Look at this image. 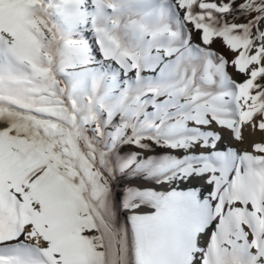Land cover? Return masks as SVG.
<instances>
[{"label":"bare ground","instance_id":"1","mask_svg":"<svg viewBox=\"0 0 264 264\" xmlns=\"http://www.w3.org/2000/svg\"><path fill=\"white\" fill-rule=\"evenodd\" d=\"M245 2L249 8L243 10L250 20L254 15L251 9V0H245ZM45 3L48 6L46 17L55 27L58 36L66 42L77 45L81 51V58L78 65L74 66V70L64 77L58 76L60 78L59 86L63 87L67 83L68 91L65 93V100L72 102L69 106L73 108L77 117L90 115L94 117L89 121L88 128L85 129L83 135L85 145H90L88 151L93 153L96 170L101 169L102 164L97 153L99 149L97 150L98 147L96 148L93 142L100 141L101 143L102 140H107L112 128L115 132L119 131V141L125 140L131 135L152 133L154 137L151 142H156L162 141L165 135L163 122L169 123V119L171 121L173 118L172 124L174 123L175 127L181 125V118L176 115L182 114L197 97L193 91L196 83L195 75L188 80L183 77H175L172 80L167 72L164 74L160 72V67L144 66L141 68L136 65L137 69L125 68L111 56L117 57L113 47L115 43L107 44L110 37L107 36L105 26L101 21L102 7L106 4L108 8H112L103 0H74L71 17L65 14L62 0H45ZM238 9L241 10L239 7ZM232 30L222 28L217 32L224 35L230 48L236 50L239 48L237 46H239L244 32ZM256 39L257 42H261L258 37ZM261 44L264 49V43L261 42ZM201 45L202 42L199 41L194 47L198 48ZM23 47L28 53H31L33 50L38 51L40 45L31 37L24 35ZM212 47L217 52V56L215 59L208 58L204 66L199 63L203 67L198 72H211L212 70L228 72L230 74L228 81L233 83L240 78L232 71L233 66H244L243 69L238 68V70L248 78L252 77L255 69L260 70L259 77L255 75L257 87L247 94L249 100L247 104H243L241 107L243 109L235 108L236 115L241 112L238 114L241 116L239 120L226 115L224 119L221 117L220 119L204 113L202 119H198L193 125H190L204 133L190 135L186 139L179 140L174 160L180 163V167L169 171L167 175L165 174L158 187L149 185L155 200L157 196L162 198L160 201L163 200L164 205L161 206L154 200L149 207L150 215L140 218L139 228L134 229L133 226L127 224L116 208L115 235H113L114 238H108L106 243L111 245L110 249H106L109 252L111 264H190L192 253L203 250L197 247V234L202 233L214 218L219 225L222 216L220 214L223 212L225 217H231V224L235 226L233 230L230 229L225 234L224 249L236 252L235 248L240 250L242 245L245 247L249 238L255 240L260 245V249L247 248V253L254 255L256 253L257 255L264 249V163H260L264 157L257 155L261 150H264V84L259 83L260 79L264 78V56L248 58L241 63H238L234 58L229 65L227 59L218 51L220 49L219 42ZM16 48L17 45L0 40V57L5 64V71L0 73V101L4 102L5 108L12 105H20L22 109L44 107L42 101L46 98L42 93L49 87L46 75L48 65L44 64L40 58H36L31 64L26 65L24 58L14 55ZM108 49L110 53H107ZM45 51H48L47 47H45ZM10 58L14 62L9 68ZM127 59L131 60L130 57ZM180 66H185V62L181 61ZM36 80L43 82L42 89L37 87L41 90L16 93L15 90L18 91L20 87L24 89L26 85H30L32 81ZM228 81H224V83H228ZM37 93H41V95H37ZM228 93L224 92V94ZM60 114L66 119L76 118L72 117L71 112H61ZM119 120H122L123 125L117 124ZM97 125L100 129L99 132L96 130ZM183 125L187 127L189 122L184 121ZM250 145H254L255 151H248ZM185 146L187 147L185 148ZM241 150H244V155L238 154ZM75 154L74 151L73 155ZM210 177H212L213 183ZM213 191L218 200L216 204H213L210 199ZM189 193L194 194L195 205L202 209L197 215L199 216V229L194 228L193 231H188L184 224L183 231L185 229L186 231L182 233L181 225L173 226L177 225V221L180 222L177 217L173 216V212L168 213L162 220L158 218L157 213L166 205L173 204L174 196L180 198L182 206H179L180 212L186 213L185 207ZM224 193H226V197H224ZM222 197H224L223 200ZM33 198L38 199L35 194H33ZM251 201L252 208L250 207ZM26 213H34L27 204L19 209V219ZM44 213L46 216L48 215L47 218H50L49 216L55 215L57 212L53 213L46 209ZM23 227L24 225L16 228L11 234L0 236V240H10V237L18 234ZM33 228L24 246H17L16 242L0 245V257L7 261L4 264H39L38 261L42 258L40 248L47 239L41 235L38 229ZM43 230L44 233L45 229L43 228ZM217 232L218 227L215 230V233ZM217 241L219 240L217 239ZM183 245L187 246V249L184 248L185 251L182 250ZM210 251V246H208L203 252L204 264H209ZM43 255L45 256V254ZM43 259L45 258L43 257ZM245 262L251 264L250 262L253 260L246 257L243 263Z\"/></svg>","mask_w":264,"mask_h":264},{"label":"rangeland","instance_id":"2","mask_svg":"<svg viewBox=\"0 0 264 264\" xmlns=\"http://www.w3.org/2000/svg\"><path fill=\"white\" fill-rule=\"evenodd\" d=\"M103 1L108 3L112 8H108L106 4L102 7L103 16L101 21L104 24L103 26H105L107 36L110 37L107 44L111 45L115 43L113 47L115 48L117 58L127 66L134 64L141 66V68H144V66L160 67V72L163 74L167 72V75L172 80L175 77H183L188 80L195 75L196 83L194 84L193 91L197 95L189 108L182 114L176 115V117L181 118V125L175 127V124H172L173 118L171 121L169 119V123L163 122L162 126L165 135L162 141L151 142V139L154 137L152 133L131 135L127 139L119 141V131L115 132L112 128L113 130L111 129V132H109L107 140H102L101 143L100 141L93 142V145L96 148L98 147L97 150L99 149L97 153L102 164V168L97 170L102 174V183L99 186L101 195L96 204V215L104 229L103 234L106 244L108 238H114L113 235H115L116 208L120 211L119 213L123 219H125L124 221L131 227L133 226L134 229L140 227L142 218L150 215L149 207L155 198L149 185H157L158 187L165 174L167 175L169 171L180 167V163L175 161L174 157L181 138L186 139L190 135H202L204 133L198 131L197 127L190 125H193L198 119H202V114L204 113L218 118L221 117L222 119H224L225 115L227 117H235L236 120L241 118L238 115L241 112L236 115L235 111L236 109H243L241 108L243 104L248 103L249 98H247V94L254 91L255 87H257L256 78L259 77L258 72L260 70L257 71L255 69L252 77L250 76L243 83H238L242 80L240 79L242 78L241 76L233 83L229 82L228 78L230 74L228 72H216L215 70L211 72L198 71L206 64L208 58L215 59L217 56V52L214 51L212 46H209V42L222 28H229L231 30L234 28L236 31L244 32L243 38H241L239 46H237L239 48H236L238 55L235 58L238 63L248 58L263 57L264 49H262L263 44L261 42L264 43V11L257 13L255 8L251 7L254 15H258L259 18L249 20L244 10H239L238 6H234L231 13L217 19V15H220L218 13H226L228 5L223 0H199V3L206 10L203 15L207 16L208 12H212L213 17L210 21L199 20L197 22L201 14L194 7L195 0ZM177 3L181 7L187 6L189 13L181 16ZM230 3L231 0H229ZM260 7L262 6L257 3L256 8ZM189 20L197 28L203 29V42L198 48L194 47L199 41L192 36V26L187 23ZM218 24L219 26H217ZM234 29L232 31H235ZM144 31L146 32L144 33ZM257 37L261 42H257ZM107 53H110L109 49ZM127 56L131 60L128 61ZM181 61L185 62V66H180ZM235 68H240L241 70L244 66ZM224 81H228V83H224ZM34 85L36 86L33 87ZM38 86L42 89L43 82L41 83L40 80L32 81L30 85L25 86L26 90L20 87L18 91H15L16 93L30 90L39 91L41 89L37 88ZM225 91L229 93L224 94ZM121 121L119 120L117 124L123 125ZM184 121H188L189 126L185 127L183 125ZM224 195L226 197V193ZM224 197H222V200ZM161 199L157 196L155 203L163 206L164 202L163 200L160 201ZM167 200L169 201L170 199ZM193 200H195L194 194L189 193L185 207L186 213L180 211L173 212V216L177 217L180 221H177V225L174 224L173 226L179 227L181 225L182 233L186 229L188 231H193L194 228L196 230L199 229V216L197 215L202 209L198 205L196 206ZM174 203L182 207L180 198L177 196L173 197ZM252 206L253 203L251 201L250 207L252 208ZM45 214L26 213V216L24 215L19 219V210L15 211L14 204L10 206L6 200L0 201V236L11 234L16 228L33 221V227L35 228H32L38 229L41 235L52 243L47 250L44 245L40 248L42 258L38 261L39 264H56L52 258V252L56 250L61 241L64 248L70 249L63 253L64 264H74L80 257L79 249L75 245L83 243L78 232L74 233L66 230L59 220L56 219L59 216L58 212L55 215L49 216L50 218H47L48 215L46 216ZM220 216L218 232L212 236L209 244L211 249L209 264H247L246 262L243 263L246 257L251 258V261L253 260V262H250L251 264H264V249L257 255L256 253L254 255L246 252L247 248L254 247L252 245V238H249L247 243H245V247L242 245L240 250L235 248L237 253L224 249L226 242L225 234L230 229L233 230L235 226L231 224V217L227 218L224 216V212ZM238 223L239 221L237 220ZM45 224L48 226L45 227ZM184 224L186 229L183 231ZM43 228L46 233H43ZM207 239V236L203 237L205 242ZM217 245L218 247H216ZM186 247L183 245L182 250L185 251ZM262 251L263 253H261ZM107 261L108 264H111L109 255L107 256ZM5 262L7 261L0 257V264H4Z\"/></svg>","mask_w":264,"mask_h":264},{"label":"snow or ice","instance_id":"3","mask_svg":"<svg viewBox=\"0 0 264 264\" xmlns=\"http://www.w3.org/2000/svg\"><path fill=\"white\" fill-rule=\"evenodd\" d=\"M62 2L65 14L71 17L74 0ZM223 2L228 5L226 13H218L220 15H217V19L231 13L234 6L241 10L249 8L245 0H231L230 4L229 0ZM257 3L262 7L256 8ZM251 4L257 13L264 11V0H251ZM0 5V40L17 45L14 55L24 58L26 65L40 58L48 65L46 75L49 81V87L42 93L46 98L42 101L44 107L22 109L20 105H12L5 108L4 102L0 101V201L6 200L10 206L14 204L17 211L27 204L38 215L43 214L46 209L53 213L59 212L56 219L66 230L78 232L83 241L82 244L75 245L79 249L80 257L74 264H108L109 252L106 249H110L111 245L105 244L104 229L96 215L102 174L96 170L93 153L88 151L90 145H85L83 135L89 121L94 117H77L69 106L72 102L65 100L67 83L63 87L59 86L58 76L64 77L74 70L81 58V51L77 45L58 36L55 27L46 17L48 6L45 0H0ZM194 7L201 14L197 22L212 20V12H208L207 16L203 15L206 10L199 0H195ZM177 8L181 16L189 13L187 6L181 7L177 3ZM258 18V15H253L250 20ZM187 23L192 26L193 38L203 42V29L197 28L191 20ZM24 35L40 45L38 51L28 53L24 49ZM217 42L220 44L218 51L231 65L238 51L229 47L222 34L214 35L209 46ZM111 56L125 68L137 69L136 65L127 66L114 55ZM13 62L10 58L9 68ZM4 71L5 64L0 57V73ZM232 71L243 77L238 83L248 79L234 66ZM259 83L264 84V78ZM61 112H71L72 117L76 118L66 119ZM96 130L100 131L98 125ZM248 151H255L254 145H250ZM238 154L244 155V150ZM257 155L264 157V150ZM260 163H264V160ZM210 178L213 183L212 177ZM33 194L38 199L33 198ZM210 199L213 204L218 202L214 191ZM179 211V205L170 204L161 209L157 216L162 220L168 213ZM32 227V222L25 224L10 240H0V245L16 242L17 246H24ZM217 227V220L214 218L204 232L197 234V247L203 250L192 253L190 264H204L203 252L208 248ZM204 236L208 237L206 242L203 240ZM50 243L49 240L44 241L46 250ZM252 245L260 249L255 240H252ZM69 250L63 247L62 241L59 243L52 252L56 264H64L63 253Z\"/></svg>","mask_w":264,"mask_h":264}]
</instances>
